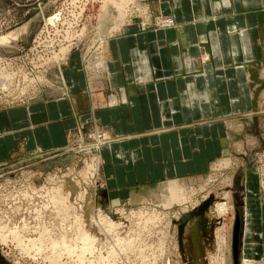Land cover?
I'll list each match as a JSON object with an SVG mask.
<instances>
[{
  "label": "rangeland",
  "instance_id": "1",
  "mask_svg": "<svg viewBox=\"0 0 264 264\" xmlns=\"http://www.w3.org/2000/svg\"><path fill=\"white\" fill-rule=\"evenodd\" d=\"M133 6L0 0V107L52 93L72 50L102 70L94 56ZM244 121L233 127L239 144L225 158L231 162L183 184L178 199L168 183L139 202L112 200L100 157L110 143L104 134L100 143L99 134L84 133L55 154L21 149L0 163V264H264V116Z\"/></svg>",
  "mask_w": 264,
  "mask_h": 264
},
{
  "label": "crops",
  "instance_id": "2",
  "mask_svg": "<svg viewBox=\"0 0 264 264\" xmlns=\"http://www.w3.org/2000/svg\"><path fill=\"white\" fill-rule=\"evenodd\" d=\"M133 2L94 56L102 70L72 50L64 84L0 107V163L21 149L55 154L84 133L107 134L108 195L139 202L231 162L233 127L264 116V0Z\"/></svg>",
  "mask_w": 264,
  "mask_h": 264
},
{
  "label": "bare ground",
  "instance_id": "3",
  "mask_svg": "<svg viewBox=\"0 0 264 264\" xmlns=\"http://www.w3.org/2000/svg\"><path fill=\"white\" fill-rule=\"evenodd\" d=\"M125 14L126 13V10L125 9H123L122 10V14ZM128 15V14H127ZM123 18H124V16H123ZM165 21V20H164ZM163 21V22H164ZM170 21L172 22H164V26H167V25H169V26H173L174 25V22L170 19ZM50 23H53V21L51 20V22ZM49 23V24H50ZM124 26V25H123ZM7 41V39L6 38H3V39H1V42H6ZM60 45V44H59ZM59 45H57V44H55L54 45V47L56 48V50H58V48L60 47ZM61 49V48H60ZM68 49H69V47H67V48H62V50L60 51V55H62L63 57H65V54L67 53V51H68ZM46 55H47V53H46ZM54 55H55V58L57 59V57H59L58 55L59 54H55L54 53ZM62 56H60V57H62ZM60 59V58H59ZM4 76V75H3ZM10 76V75H9ZM12 76V75H11ZM7 81V80H6ZM23 83V82H22ZM105 136H106V138H105V140H108V136H107V134H105ZM223 164H225V163H223ZM222 164V165H223ZM225 167V166H224ZM181 188L180 187H172V188H170L169 189V191H168V193H170V195H172V196H175L176 197V199H178V195L179 194H181V193H183V191L182 190H180ZM108 222V221H107ZM110 226V225H109ZM124 249V248H123ZM155 251V250H154Z\"/></svg>",
  "mask_w": 264,
  "mask_h": 264
},
{
  "label": "built area",
  "instance_id": "4",
  "mask_svg": "<svg viewBox=\"0 0 264 264\" xmlns=\"http://www.w3.org/2000/svg\"><path fill=\"white\" fill-rule=\"evenodd\" d=\"M165 22H171L170 19L165 20ZM172 23V22H171ZM102 134L98 135V138L101 139V141H99L100 143L104 140V138L101 136ZM94 139V136H93Z\"/></svg>",
  "mask_w": 264,
  "mask_h": 264
}]
</instances>
